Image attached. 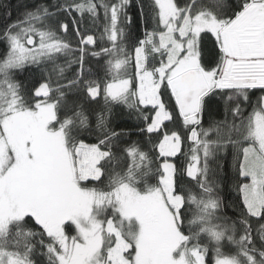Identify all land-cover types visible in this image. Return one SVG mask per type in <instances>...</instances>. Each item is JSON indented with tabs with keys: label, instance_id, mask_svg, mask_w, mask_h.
Here are the masks:
<instances>
[{
	"label": "snow or ice",
	"instance_id": "obj_1",
	"mask_svg": "<svg viewBox=\"0 0 264 264\" xmlns=\"http://www.w3.org/2000/svg\"><path fill=\"white\" fill-rule=\"evenodd\" d=\"M132 6L52 0L0 30V264H37V254L47 264H264V223L252 228L264 221V95L250 96L264 91V0H137L138 21ZM135 23L145 30L129 44ZM60 54L79 68L53 88L42 66ZM89 55L107 57L104 79L84 68ZM33 66L41 75L26 86L18 74ZM68 91L103 95L94 129ZM111 104L134 112L152 143L125 149L124 166ZM222 126L229 135L210 138ZM213 162L235 179L233 218L218 215Z\"/></svg>",
	"mask_w": 264,
	"mask_h": 264
},
{
	"label": "trees",
	"instance_id": "obj_2",
	"mask_svg": "<svg viewBox=\"0 0 264 264\" xmlns=\"http://www.w3.org/2000/svg\"><path fill=\"white\" fill-rule=\"evenodd\" d=\"M52 0H0V30L3 29L5 23H11L17 21L18 18H23V14L26 11L34 9L37 5H47L51 3ZM137 0H132V8L130 9V14L133 16L134 21H138V8L136 7ZM182 2V0H181ZM228 2L234 3V0H228ZM203 3L206 6H209V0H203ZM11 11V16L8 17L6 13ZM144 25L140 23H135L130 29L132 36L129 37L128 43L130 44L133 39L142 38L144 33ZM98 35V34H97ZM75 47V44L73 45ZM211 48V45H208ZM99 50V49H97ZM4 54V46L0 45V56ZM76 59L75 55H64L60 54L54 57L52 61H49L46 65H43L42 68L45 70L44 74L46 76H50L53 88L56 87L57 83L65 84L68 80L73 79L76 72L78 71L79 65L77 63L69 64L68 61H74ZM87 63L84 65L86 70H90L93 78H105V73L101 68V65L105 63L107 57L100 60V63H97L96 58H92L90 55L85 57ZM61 68L64 69L61 72ZM33 71H24L18 74V78L24 82L26 86H31L32 82L36 79H39L41 75L40 69H35L33 66ZM67 91V90H66ZM264 95V91L260 89H254L250 91V96L253 104L258 97ZM68 100L70 102H74L75 104H82L84 109V114L88 117L90 125L92 128H95L96 125V114L103 111L105 108L104 98L101 95L98 98V102L89 103L84 99L82 93H78L75 91H68ZM112 113L110 116V124L109 127L115 129L117 132H123V135L119 141L118 148L116 149L118 155L122 156L124 159L121 161V165L124 166L125 162H130V158L127 156L125 149H128L135 145L142 151H151L152 143L149 142V137L147 134H141L142 122L137 119L136 114L126 108L123 104H111ZM251 108H247L246 114L251 112ZM216 120L222 119V116L214 117ZM209 117H204V128L209 127ZM169 127H174V125H169ZM85 136H89L88 133H84ZM217 135L227 136L229 135V130L227 127L222 126L219 129V132L212 131L209 133L210 138L215 139ZM95 137L89 136V140H94ZM87 142V141H86ZM187 142L184 145V150H188ZM179 155V154H178ZM170 160L174 163L180 164L184 162V157L179 156L177 158H170ZM210 168L215 170L216 176L220 179V183L222 185L220 189V195L224 198V205L226 207H222V209L218 212L220 216H226L229 218H233L235 214L238 213L239 209L236 207V196L237 192L235 191L234 184L235 179L231 174L230 167L225 164L224 172H227V176L224 175V172L216 169L215 163H210ZM212 172L209 173V179H212ZM185 186L187 189L195 191L196 185L195 181H190L189 178L185 176ZM150 183H154L155 179L153 177L148 178ZM91 186V185H90ZM194 211V207L192 209ZM191 218V213H190ZM231 222V220H229ZM261 223L264 221H259L258 219H253L252 228L253 234H255V230L259 227ZM74 234V233H71ZM200 243L202 246L207 245L210 249L213 246V242L206 235H201ZM40 249H37V253H39ZM221 251L225 255H235L236 248L234 245L229 244L226 240L222 242ZM34 259L37 261V264H47V259L44 256H40L37 254ZM208 260L211 262L212 260V252H209Z\"/></svg>",
	"mask_w": 264,
	"mask_h": 264
}]
</instances>
